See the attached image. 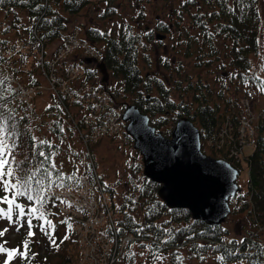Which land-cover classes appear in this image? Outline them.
Segmentation results:
<instances>
[{"label":"trees","instance_id":"1","mask_svg":"<svg viewBox=\"0 0 264 264\" xmlns=\"http://www.w3.org/2000/svg\"><path fill=\"white\" fill-rule=\"evenodd\" d=\"M138 1L141 0H128L129 5L119 4L123 8L132 6V11L127 13V17L121 12H116L119 6L116 4L119 0H0V11L5 15L12 13L16 18L18 11L25 12L29 21L24 26L27 35L24 36L25 40H20L22 38L19 40L28 44L37 39L42 42L54 40L59 32L68 29V14L79 12L85 6H93L97 17L91 15L94 20L85 27L76 24L77 27L85 38L102 49L101 64L119 82L115 90L118 93L120 89L132 92L134 101L149 114L150 122L155 127L159 122L153 121L155 116L152 114L168 113L173 102L168 100L166 90L158 80L154 85L158 95L147 93L148 97H146L147 94H142L140 85L144 84L150 89L152 84L148 82L146 76L140 74L137 66L141 35L148 38L159 33L164 37L169 24H172L177 27V33L183 36L180 38L177 34L176 42L184 47L187 53L197 52L198 64L207 65L211 59L217 60L222 53L227 63L223 60L218 61V67L227 64L232 68V76L251 82L260 90L263 97L257 119L253 122V146L244 158L248 171L247 192L240 193L238 198L240 202L235 204V208L245 209L248 212L250 229L239 241L227 240L226 230L221 225H208L192 219L186 208L165 206L157 195L158 184L146 177H143L144 180L137 188L138 193L135 196L133 194L136 189L135 184L132 185L131 192L123 195L127 197L120 205V214L114 218V223L119 234L130 232L133 236L132 242L139 246H147L150 253L169 250L170 264H176L180 246L183 244H188V251L193 255L212 250L219 258L223 257V260L230 264H235L239 259L247 260L250 264H264V241L259 237L264 233V229L258 232L257 228L260 224L264 225V90H262L264 78L249 72L250 57L257 52L259 44L262 46L264 64V18L261 19L263 10L260 9V0H176L177 5H172L174 6L172 10L167 8V14L173 16L172 21L166 23L167 21L157 19L153 27L148 26L146 29L134 31L133 26H139L142 19H145L143 8ZM186 11L188 28L184 30L178 21ZM110 13L115 17L111 25H106V16ZM261 22L263 31L259 36ZM32 28L35 30L34 34ZM194 28L198 29L195 33L190 31ZM219 37H222V41L218 44ZM199 38L201 43L197 42V45L195 42ZM98 41H101L100 45ZM10 46L7 40L0 37V61L5 62L8 67L9 65L14 67L22 57L20 55L19 59L8 60L6 51L10 50ZM203 55L207 57L203 58ZM23 75L25 82L32 83L38 79L31 71ZM0 82H2L0 83V139L7 145L5 155L9 160L5 171L10 166L15 174L14 177L7 179L15 182L31 176L30 194L33 196V199L29 200L27 195H20L23 189L19 185L16 190L10 189L7 192L0 187V196H7L9 199L14 196L10 215L15 223L14 227L17 228V236L13 243H9L12 241L10 238L0 236L2 254L0 264H72L73 253L67 250V245L74 240L70 231L71 223L67 215L58 207L59 204L65 203L52 196L50 188L58 185H73L81 172H87L95 196H99L98 188L103 191L107 189L96 182L92 171L87 167L86 160H84L85 165L74 164L72 148L59 146L57 142H52L50 138L44 136L40 139L36 138V132L41 129V124L28 121L23 102L7 82L1 66ZM190 85L192 82H189ZM197 89L199 92L194 94L196 104L193 109H190L188 104L180 105L179 115H186L192 121L198 122L202 139L210 140L215 146L219 144L220 146L215 149L221 155L223 154L221 152L227 150L230 145L236 144L242 135L239 130L240 111L229 105V99H226L224 108L220 110L218 103L210 104L207 101L201 85H198ZM52 105L46 107V110L55 117L62 109L58 102ZM56 121H59L57 117L51 120L47 127L54 135L61 137L59 134L62 132V127ZM217 140L219 142H216ZM68 159L72 162L71 165L59 166ZM55 161L59 162V165H56ZM41 188L44 189L41 193L44 200L43 203H38L36 195ZM101 204L103 203L99 202L100 206ZM140 205L141 211L131 212ZM3 206L8 207V204L1 199L0 209L4 211ZM17 206L23 208V215L20 213V207ZM33 208L36 209L35 212H32ZM6 210L5 216L9 219L8 209ZM172 212L177 213V218L170 217ZM164 214L167 217L160 219ZM178 220L182 221L175 225L174 222ZM251 231H254L253 235H249ZM9 250H15L12 251L11 259L8 255ZM113 264H117V260Z\"/></svg>","mask_w":264,"mask_h":264},{"label":"rangeland","instance_id":"2","mask_svg":"<svg viewBox=\"0 0 264 264\" xmlns=\"http://www.w3.org/2000/svg\"><path fill=\"white\" fill-rule=\"evenodd\" d=\"M127 2L128 0H119L116 5L121 3L129 5V2ZM138 2L143 8L145 19H142V23L139 26H133L134 31L141 30L142 28L146 29L148 26L153 27V23L157 19L167 21L166 23H168L173 16L167 14V8L172 10L174 7L172 5H177L176 0H141ZM131 7L123 8V6L119 5L116 12H121L124 17H127V13L132 11ZM260 9L263 10L261 11V19H263V0H260ZM91 15H93L94 18L97 17L93 6H85L79 12L68 14V27L72 28L75 24L79 25V27H85L91 20H94ZM114 17L115 16L111 13L110 15H107L105 20L106 25H111ZM28 22L24 11H18V18L12 15V13L5 15L0 11V37L7 40L11 45L10 50L6 51V56H9L8 60L12 58L19 59L21 55L26 64L25 68L33 69L31 72L34 76L42 79L35 68V41H30L26 45H23L24 43H21L20 41L26 39H24V36L27 35V31L24 26L27 25ZM178 23L182 25L184 30L188 28L187 11L183 12L182 19L179 20ZM262 29L263 23L261 22L259 24V36L262 34ZM197 30V28H194L190 31L195 33ZM177 32V27L169 24L168 31L164 37L156 38L155 36H152L147 38L142 34L141 41H139L138 44L137 66L139 72L141 75H146L148 82H151L152 84L150 89H147L144 84H141L140 87L142 89V94L149 93L152 95H158V91L154 87L155 83H157L156 80H158L163 86V89L166 90L168 100L173 102L168 113L152 114L155 116L153 121L159 122L156 129L161 130L164 135H168L176 117L179 115L181 109L180 105L188 104L190 105L189 108L193 109L196 104L194 94L199 92L197 89L198 85H201L202 90L206 93L207 101L210 104H215V102L218 103L220 110L224 108L226 99H229V105L233 106L235 109L248 105L250 112L248 111L246 116L249 117L255 115L254 110L250 105L252 104L256 113L259 111L263 100L260 90L256 86H253L248 80L243 81L232 76V68L227 64L223 67H218V61L223 60L227 63V60L223 59L224 56L222 53H220L217 60L211 59L207 65H205V63L198 64L197 59L199 58H197V52L187 53L184 47L176 42L179 35ZM179 36L180 38H183L182 34ZM217 41L219 44L222 41V37H219ZM197 42L201 43V38L195 42V44L198 45ZM97 43L100 45L101 41H98ZM20 45H23V48H20ZM45 46L49 52L54 46V41H48ZM21 52L23 53L21 54ZM206 57L207 56L203 55V58ZM250 59L251 71L249 72L264 78L263 52L260 44L257 52L252 54ZM9 67L21 80L24 79L23 72L27 71L21 69L19 62H16L14 67H11L10 65ZM104 82L106 83V89L110 90L112 93L110 104L111 108L115 111L114 119L116 120L118 118L119 127L116 133L103 134L93 142L83 141L84 128L82 127L83 121L79 118L80 111L78 108L80 106L78 104H74L70 107V109L73 110L74 116L72 117L66 115L63 111L60 113L62 115L56 113L55 117L59 120L56 122L62 127V132L59 134L61 137L54 135V133L48 129L47 126L51 123V120H55V117L53 113L47 112L46 107L53 106L52 103H54V100L45 87H42L41 91L36 92L32 99L33 117L30 116V112L26 110L25 107L24 111L30 123L31 121H34L41 124V129L36 132V138L40 139L44 136L50 138L52 142H57L59 146H67L69 149L72 148V160H74V164H84V160L88 157V155L85 156V152L89 150L88 154L95 160V168L100 185L107 189L104 196H110L109 198L113 201V203H111V215L115 218L120 214V205H122L124 199L127 197L123 195L126 192H131V187L135 184L136 189L133 193L135 196V194L138 193L137 188L142 184V181L144 180L143 177L145 176L142 173L141 155L138 150L132 146V139L124 132L126 122L120 117L123 106L134 101V94L132 92L121 91V89L120 93H118L115 90L119 85L118 79L109 73L108 78H106ZM189 82H192V85L189 86ZM42 84H44L43 80ZM244 96H248L247 101H244L246 100L244 99ZM194 123L199 125L198 122ZM243 140L245 142L243 141V143L241 142L238 145L241 148V154L238 156L239 158H245V156L251 151L252 144H248V142H246L247 139ZM203 151L205 153H211L208 148H203ZM75 152H77V154ZM65 161L61 163L62 165H59V162L56 161L54 163L61 167L72 164L70 159ZM243 164V160H241L242 168L239 169L236 180L241 189L245 190L247 187L248 171L247 166ZM107 186L108 188H106ZM3 207V212L6 214V208L8 209V207ZM141 209L140 205L137 209H134V211L131 212H139ZM176 214L177 213L172 212L170 217L177 218L178 215ZM165 216V214L162 215L160 219L165 218ZM248 216V212H246L245 209L232 208L221 223V226L226 230L225 238L227 240L235 239L239 241L244 237L247 230L251 227ZM181 221L182 220L175 221L174 224H179ZM99 222L100 221L94 223L96 224L95 228L87 231V233L92 235L94 230H99L101 228L104 229L106 227V224L104 225ZM90 223L91 221L88 222V224ZM14 226L15 223L13 220L7 219L5 215H0V236L10 238L12 241L9 243H13L17 236V228ZM85 230L86 229L84 228L80 231L81 237L83 236L81 241L76 242L73 240V243L67 245V250L73 253L72 264H110V257H107V254L110 253L107 239L113 240V235L109 233L106 234L107 239L105 241L100 239V236L95 237L93 235L92 239H90L85 236ZM259 237L264 241V233H261ZM187 247L188 244L180 246L176 264H230L228 261L219 258L212 250H206L204 253L193 255L188 251L189 249ZM130 248V250L127 248L125 253L121 255V260L118 259L117 264H170L169 257L171 252L167 249L157 251L153 254L150 253L147 246H139L135 242H131ZM1 258L2 254L0 253V260ZM235 264L250 263L247 260L239 259Z\"/></svg>","mask_w":264,"mask_h":264},{"label":"water","instance_id":"3","mask_svg":"<svg viewBox=\"0 0 264 264\" xmlns=\"http://www.w3.org/2000/svg\"><path fill=\"white\" fill-rule=\"evenodd\" d=\"M121 116L141 154L142 172L159 184L157 194L164 204L186 208L193 219L208 225L221 224L230 211L228 198L239 189L237 168L201 150L200 130L186 115L177 117L169 135L155 131L134 103L127 104Z\"/></svg>","mask_w":264,"mask_h":264},{"label":"built area","instance_id":"4","mask_svg":"<svg viewBox=\"0 0 264 264\" xmlns=\"http://www.w3.org/2000/svg\"><path fill=\"white\" fill-rule=\"evenodd\" d=\"M78 46H81L82 47L84 54H88V55H92V56H97L98 55L97 52H95L94 49L90 48L85 42H81L76 37L75 33L62 34L60 36V42H59V45L57 47V54L51 60L50 67L52 68V66L54 65V63L56 62V60L58 58L62 57L63 54H67V53L71 52L75 47H78ZM78 71H79V67L78 66L73 65V64H70L68 67L65 68V71H64L65 72V76H66V80L67 79H71L74 76H76V74L78 73ZM56 83L58 85H61V87H62V89H63L64 92L69 93V88L65 85V80H60L59 78L56 79V78L51 77L50 86L52 87V89H55ZM19 88H21V90H22V95H25L28 92V90L23 89L21 86ZM91 94L92 95H95L96 92L94 91ZM74 200H76L80 204L81 203H85L86 196H82L81 199L74 198ZM92 205L93 204L91 202L90 208L91 209H94V207ZM128 238H129V235H124L122 238L119 239V244L116 241L114 242L113 253L110 256V260L111 261L115 258V256L117 255V253L120 251L121 246L125 245V243L127 242V239Z\"/></svg>","mask_w":264,"mask_h":264},{"label":"snow or ice","instance_id":"5","mask_svg":"<svg viewBox=\"0 0 264 264\" xmlns=\"http://www.w3.org/2000/svg\"><path fill=\"white\" fill-rule=\"evenodd\" d=\"M2 83V82H0ZM262 90H264V88H262ZM7 145L5 144V142L0 139V187H3L4 191H9L11 190H16L17 186L19 185L23 191H21L19 194L20 195H27L29 200L33 199V196L30 194L32 189H31V184L30 181L32 180V177L29 176L27 177V179L20 181V180H16L15 182H10L7 177H14V173L12 171V168L9 166L7 168V171H5V166L9 164V160L7 158V156L5 155V151H6ZM44 191L43 188H41L36 195V201L38 203H43L44 197L41 194ZM0 199L3 200L4 203L8 204V218L11 219V211H12V205L14 203V196L13 198L9 199V197L7 196H0ZM20 207V206H17ZM36 209L33 208L32 212H35ZM20 213L21 215L24 214L23 212V208L20 207ZM0 215H5V213L3 212V209H0ZM12 251L15 250H9L8 255L9 258L11 259L12 256ZM221 259H223V257H221Z\"/></svg>","mask_w":264,"mask_h":264}]
</instances>
